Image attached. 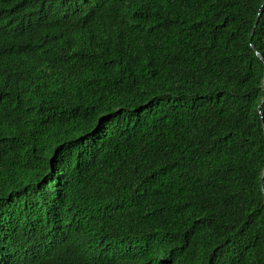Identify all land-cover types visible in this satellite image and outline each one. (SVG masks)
I'll return each mask as SVG.
<instances>
[{"label":"trees","instance_id":"16d2710c","mask_svg":"<svg viewBox=\"0 0 264 264\" xmlns=\"http://www.w3.org/2000/svg\"><path fill=\"white\" fill-rule=\"evenodd\" d=\"M256 51L264 0H0V264H264Z\"/></svg>","mask_w":264,"mask_h":264},{"label":"water","instance_id":"95a60500","mask_svg":"<svg viewBox=\"0 0 264 264\" xmlns=\"http://www.w3.org/2000/svg\"><path fill=\"white\" fill-rule=\"evenodd\" d=\"M252 36H253V34H252ZM251 36V37H252ZM256 55L263 61V63H264V58L256 51ZM262 185L264 186V175H263V179H262Z\"/></svg>","mask_w":264,"mask_h":264}]
</instances>
